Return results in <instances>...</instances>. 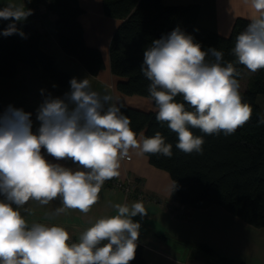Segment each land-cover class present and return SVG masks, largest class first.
Instances as JSON below:
<instances>
[{"label":"clouds","instance_id":"1","mask_svg":"<svg viewBox=\"0 0 264 264\" xmlns=\"http://www.w3.org/2000/svg\"><path fill=\"white\" fill-rule=\"evenodd\" d=\"M244 2L252 10L250 22L231 51L236 63L256 73L264 69V0ZM31 14L23 4L0 9V20L12 21L0 35L24 38L16 23ZM223 55L215 48L202 49L179 27L144 51L140 71L150 81L147 90L156 120L176 133L175 147L185 154L202 153L205 143L190 129L228 136L252 118L253 108L240 92V72L232 62L225 64ZM69 83L63 97L44 96L35 132L31 113L11 105L0 113V264H130L135 258L141 225L133 218L147 215L142 201L116 204L118 214L97 219L78 242L61 226L29 225L19 211L29 201L48 205L59 199L62 206L51 215L66 209L87 214L105 181L119 177L130 150L141 156L173 155L172 144L159 131L138 138L114 97L93 90L87 77H73ZM178 96L183 102H177ZM258 124L264 125V114ZM42 150L77 167L50 162Z\"/></svg>","mask_w":264,"mask_h":264},{"label":"trees","instance_id":"2","mask_svg":"<svg viewBox=\"0 0 264 264\" xmlns=\"http://www.w3.org/2000/svg\"><path fill=\"white\" fill-rule=\"evenodd\" d=\"M106 15L121 19L110 45L111 70L124 78L118 89L128 95L150 97L148 81L140 71L144 51L154 40L179 27L192 35L202 49L215 48L223 52L224 63L232 62L240 76L245 67L236 63L232 54L236 36L243 31L250 19L238 17L229 36L198 24L200 4L168 5L164 0H103ZM48 9L58 15L56 28L62 49L79 60L85 68L97 75L105 61L99 48L89 46L84 37V26L79 17L85 12L79 0H49ZM10 20H0V31L7 28ZM25 37L18 34L0 35V78L15 76L18 65L23 63L48 73L60 85L71 80L67 72L57 69L54 57L40 46L43 36L33 24L17 22ZM208 60L213 57L209 55ZM245 102L253 108L251 120L235 133L225 136L205 135L199 129H190L202 136V153L185 154L175 147L176 133L166 123L156 120V111H146L131 106H121V111L130 118L131 129L144 137H152L159 131L166 143L172 144L171 158L161 154H147L150 162L168 171L173 180V199L193 208L220 205L255 227H264V125L258 124V116L264 114L258 96L264 95V69L259 70L241 92ZM183 102L182 97H176ZM1 98H0V111ZM40 122L37 125V130ZM139 183V182H138ZM199 250L210 264H247L219 255L213 248L200 244ZM130 264H148L143 246L137 244L135 258Z\"/></svg>","mask_w":264,"mask_h":264},{"label":"crops","instance_id":"3","mask_svg":"<svg viewBox=\"0 0 264 264\" xmlns=\"http://www.w3.org/2000/svg\"><path fill=\"white\" fill-rule=\"evenodd\" d=\"M79 3L85 9L79 17L84 26L85 41L89 46L99 48L104 57L105 67L97 75L90 73L79 60L62 49L56 28L58 15L48 9L49 0H0V9L9 4H23L31 9L32 14L24 22L35 25L41 31V48L54 57L57 69L69 73L71 79L87 77L93 90L102 95L111 94L120 107L156 111L150 97L128 95L120 91L118 83L124 78L112 73L110 45L122 20L105 14L103 0H79ZM164 3L200 4L198 24L223 36L231 34L238 17L250 19L252 14L244 0H164ZM41 89L45 90L43 95ZM68 91L70 83L62 86L48 73L20 63L15 76L0 78V113L9 105L31 113L32 130L35 132L40 122L37 120V109L44 96L50 93L53 97H63ZM42 152L50 162L77 167L70 160L56 161L46 151ZM128 178L139 182L138 188L147 195L146 198L127 195L107 180L99 193L98 202L87 214L66 209L59 216L51 215L57 207L62 206L59 199L48 205L29 201L19 211L29 225L41 222L49 226H61L70 234L72 241H78L79 236L97 219L118 214L114 207L116 204L131 205L142 201L147 215H137L133 220L141 225L136 244L143 246L148 264H210L199 247H192L200 244L210 246L219 255L229 259L247 264H264V227H255L217 204L193 208L177 203L172 197L173 180L170 173L154 166L147 154L137 155L136 150H130L129 157L121 162L119 177L113 179ZM181 207H185L188 215H176L174 210ZM178 241L187 243L188 247L179 246Z\"/></svg>","mask_w":264,"mask_h":264},{"label":"built area","instance_id":"4","mask_svg":"<svg viewBox=\"0 0 264 264\" xmlns=\"http://www.w3.org/2000/svg\"><path fill=\"white\" fill-rule=\"evenodd\" d=\"M111 185L117 189L123 190L127 195H136L140 198H146L147 195H145L142 191L139 190V183L134 182L131 179L121 180V179H112L109 180ZM176 215L178 216H185L188 215L185 207L176 208L175 210Z\"/></svg>","mask_w":264,"mask_h":264},{"label":"rangeland","instance_id":"5","mask_svg":"<svg viewBox=\"0 0 264 264\" xmlns=\"http://www.w3.org/2000/svg\"><path fill=\"white\" fill-rule=\"evenodd\" d=\"M258 72V71H257ZM256 72V73H257ZM256 73H251V72H249L247 69H245V72H244V76H243V78H242V81H241V83H240V92H243V91H245L246 90V88L248 87V84H249V81L251 80V78L256 74ZM258 103L260 104V106H261V108H262V110H263V112H264V95H262V94H260L259 96H258ZM72 242H78V241H72ZM187 242V241H186ZM178 243H179V246H181V247H185L186 248V246H187V243H184L183 241H178ZM182 243H183V245H182ZM189 243V242H188ZM190 246H191V244H190ZM199 245H192V247H198ZM188 247V246H187ZM190 251H192V252H194V250L193 249H190Z\"/></svg>","mask_w":264,"mask_h":264}]
</instances>
